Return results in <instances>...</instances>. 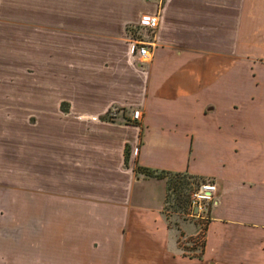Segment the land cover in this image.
Returning <instances> with one entry per match:
<instances>
[{
    "label": "crops",
    "instance_id": "crops-1",
    "mask_svg": "<svg viewBox=\"0 0 264 264\" xmlns=\"http://www.w3.org/2000/svg\"><path fill=\"white\" fill-rule=\"evenodd\" d=\"M99 1L150 42L122 98L141 117L86 125L63 169L60 132L36 138L0 107V264H264V0H0V19L55 36ZM137 166L215 181L197 253L169 224L166 177Z\"/></svg>",
    "mask_w": 264,
    "mask_h": 264
},
{
    "label": "rangeland",
    "instance_id": "rangeland-1",
    "mask_svg": "<svg viewBox=\"0 0 264 264\" xmlns=\"http://www.w3.org/2000/svg\"><path fill=\"white\" fill-rule=\"evenodd\" d=\"M117 17L101 1L92 12L91 6L82 2L76 21L71 22L75 26L58 27L55 36L44 37L37 22L0 19V93L14 96L12 101H0V107L13 110L15 121L29 125L36 138L53 140L60 132L63 169L68 167L70 142L77 132L104 121L129 122L136 108L131 100L122 99L133 97L134 85L139 82L136 68L143 67L130 48V31L124 30L135 17L128 15L122 21ZM82 114L97 117L90 120ZM165 176L169 224L181 249L197 253L206 216L192 215L189 196L200 178L186 173ZM185 221L193 226L192 232L182 228Z\"/></svg>",
    "mask_w": 264,
    "mask_h": 264
},
{
    "label": "built area",
    "instance_id": "built-area-1",
    "mask_svg": "<svg viewBox=\"0 0 264 264\" xmlns=\"http://www.w3.org/2000/svg\"><path fill=\"white\" fill-rule=\"evenodd\" d=\"M161 4L162 0H158ZM142 24L150 31H153L159 22L158 12L144 13L141 16ZM130 48L134 51L140 60H146L150 57V42L140 37H132L130 40ZM141 117V110L134 108L132 110V118L137 120ZM217 185L213 179H201L198 184L191 190L189 196V207L192 215L206 216L208 208L215 199Z\"/></svg>",
    "mask_w": 264,
    "mask_h": 264
},
{
    "label": "trees",
    "instance_id": "trees-1",
    "mask_svg": "<svg viewBox=\"0 0 264 264\" xmlns=\"http://www.w3.org/2000/svg\"><path fill=\"white\" fill-rule=\"evenodd\" d=\"M127 157H128V152L125 151V159H127ZM137 170L145 173L146 175H156V176H160V177H166L165 176L166 173H181V174L186 173V172L156 171L154 169L147 168L144 166H137ZM186 174H188V173H186ZM189 175H192V174H189ZM192 176H195V175H192Z\"/></svg>",
    "mask_w": 264,
    "mask_h": 264
}]
</instances>
